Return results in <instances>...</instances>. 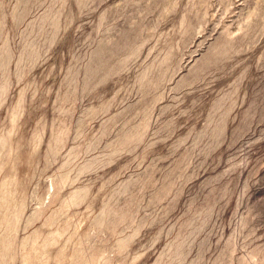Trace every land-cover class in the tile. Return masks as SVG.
<instances>
[{
	"label": "rangeland",
	"instance_id": "rangeland-1",
	"mask_svg": "<svg viewBox=\"0 0 264 264\" xmlns=\"http://www.w3.org/2000/svg\"><path fill=\"white\" fill-rule=\"evenodd\" d=\"M0 264H264V0H0Z\"/></svg>",
	"mask_w": 264,
	"mask_h": 264
}]
</instances>
